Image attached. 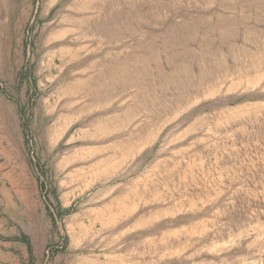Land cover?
<instances>
[{"label": "rangeland", "instance_id": "1", "mask_svg": "<svg viewBox=\"0 0 264 264\" xmlns=\"http://www.w3.org/2000/svg\"><path fill=\"white\" fill-rule=\"evenodd\" d=\"M0 264H264V0H0Z\"/></svg>", "mask_w": 264, "mask_h": 264}, {"label": "trees", "instance_id": "2", "mask_svg": "<svg viewBox=\"0 0 264 264\" xmlns=\"http://www.w3.org/2000/svg\"><path fill=\"white\" fill-rule=\"evenodd\" d=\"M16 240H21L22 242L25 243L27 250L30 251V245L28 242V238L24 233H20L19 237H15Z\"/></svg>", "mask_w": 264, "mask_h": 264}]
</instances>
